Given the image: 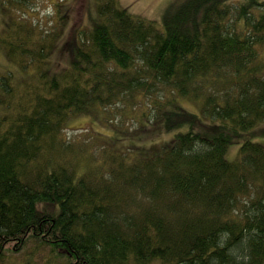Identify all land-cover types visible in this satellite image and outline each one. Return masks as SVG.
<instances>
[{
    "label": "trees",
    "instance_id": "obj_1",
    "mask_svg": "<svg viewBox=\"0 0 264 264\" xmlns=\"http://www.w3.org/2000/svg\"><path fill=\"white\" fill-rule=\"evenodd\" d=\"M39 1L0 0V264H264V144L226 159L264 121V0Z\"/></svg>",
    "mask_w": 264,
    "mask_h": 264
},
{
    "label": "rangeland",
    "instance_id": "obj_2",
    "mask_svg": "<svg viewBox=\"0 0 264 264\" xmlns=\"http://www.w3.org/2000/svg\"><path fill=\"white\" fill-rule=\"evenodd\" d=\"M175 0H120V4L125 7L130 13L134 15H139L147 19L154 20L156 22L162 21V17L164 14V11L166 8ZM57 2V0H40L39 5L37 7V11H39L40 18L42 19V23L46 21V15L49 13H53V7L54 3ZM72 2V3H71ZM89 2V8L94 12L96 11V0H88ZM86 0H64L61 5L62 12L69 11V18L72 24L80 23L82 21V15L83 19H85V11L87 10L86 6ZM71 3V4H69ZM36 15V14H34ZM37 16V15H36ZM45 20V21H44ZM44 21V22H43ZM10 69L7 65L6 59H0V71H8ZM14 74L17 77H21V73L16 71L15 68L12 69ZM185 104V108L189 110L190 112L199 113L198 108L193 104ZM148 122V121H147ZM146 122V123H147ZM152 123V121H150ZM91 127H94L97 131L103 132V133H110L108 130H103V126H101L97 121H88L85 118L74 120L69 125V128L67 129V132L70 137L73 135L79 134L81 130L90 129ZM139 128V125L136 127H133L131 131H136ZM190 129L189 126L182 129V132H188ZM140 130V129H139ZM138 130V131H139ZM193 130L195 132H199L203 134L204 136H212L213 132L209 129L204 128L200 125H195L193 127ZM144 133H147L144 136V140H142L141 143L145 144L147 147L148 152H155L161 150L162 146L166 141H168L171 138V135L163 132V130L157 126H150V128L144 130ZM246 141L251 142H258L264 144V121L260 123L258 126H256L254 129L249 131H244L239 133L235 141L230 145L227 154L226 159L229 162H234L238 156L239 149L241 148L242 144ZM138 140H135V143H137Z\"/></svg>",
    "mask_w": 264,
    "mask_h": 264
}]
</instances>
